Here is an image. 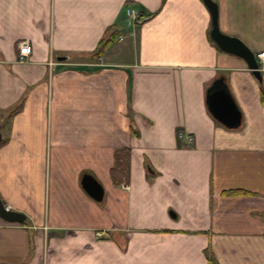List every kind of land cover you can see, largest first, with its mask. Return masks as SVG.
I'll return each mask as SVG.
<instances>
[{
  "label": "crops",
  "instance_id": "0c3cea01",
  "mask_svg": "<svg viewBox=\"0 0 264 264\" xmlns=\"http://www.w3.org/2000/svg\"><path fill=\"white\" fill-rule=\"evenodd\" d=\"M213 1L264 50V0ZM210 26L202 0H0V199L24 214L0 218V264H264V68ZM219 76L236 127L207 108Z\"/></svg>",
  "mask_w": 264,
  "mask_h": 264
},
{
  "label": "water",
  "instance_id": "95a60500",
  "mask_svg": "<svg viewBox=\"0 0 264 264\" xmlns=\"http://www.w3.org/2000/svg\"><path fill=\"white\" fill-rule=\"evenodd\" d=\"M210 16L209 36L222 50L241 56L250 68L253 76L260 80V70L254 52L239 38L223 33L217 26V6L213 0H202ZM62 58V57H58ZM206 104L211 115L226 127H236L240 122V111L231 96L223 77L214 78L206 88ZM84 189L94 199L101 196L99 183L91 176L82 177ZM0 218L8 222H22L24 214L20 211L6 208L0 199Z\"/></svg>",
  "mask_w": 264,
  "mask_h": 264
},
{
  "label": "built area",
  "instance_id": "2783aa9c",
  "mask_svg": "<svg viewBox=\"0 0 264 264\" xmlns=\"http://www.w3.org/2000/svg\"><path fill=\"white\" fill-rule=\"evenodd\" d=\"M123 16L125 19H138L140 16L139 11H137L135 8L133 7H129L126 6L123 9ZM17 50H18V54H17V59L21 60L23 59L28 51H29V43L27 39H21L17 42ZM256 59H257V64L259 68H264V50H258L256 52ZM178 137L182 138L184 141L186 142H190L191 140V136L188 134H184L179 132L178 133ZM5 207H8L6 204H4ZM95 235L96 236H100L101 235V231H95Z\"/></svg>",
  "mask_w": 264,
  "mask_h": 264
},
{
  "label": "trees",
  "instance_id": "16d2710c",
  "mask_svg": "<svg viewBox=\"0 0 264 264\" xmlns=\"http://www.w3.org/2000/svg\"><path fill=\"white\" fill-rule=\"evenodd\" d=\"M112 38V36L110 35V36H108L107 37V39H105V40H101L98 44H97V46L95 47V49H94V53H95V55L96 56H98L99 54H100V52H101V50H102V48H103V46L106 44V42L107 41H109L110 39ZM260 100H261V102H262V104L264 105V89H261V95H260ZM123 152H125V150H122ZM118 152V150H116L114 153L116 154ZM126 164H127V158H126V160H125V164H123V166H121L122 168H125V166H126ZM227 193H231V194H235V193H246V191L245 190H242V189H229L228 191H227Z\"/></svg>",
  "mask_w": 264,
  "mask_h": 264
}]
</instances>
